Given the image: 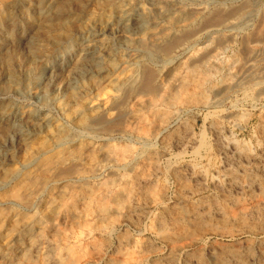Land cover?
Listing matches in <instances>:
<instances>
[{"label": "rangeland", "instance_id": "1", "mask_svg": "<svg viewBox=\"0 0 264 264\" xmlns=\"http://www.w3.org/2000/svg\"><path fill=\"white\" fill-rule=\"evenodd\" d=\"M1 1L0 4L3 3ZM44 1H47L48 4L51 3V0ZM125 1H127V3L124 2L125 6L133 7V13L124 15L120 21H106L101 15L98 16V19L92 20L91 18L94 17L85 15L87 13L100 14L98 4L101 0H72L67 3L61 16H59L61 19L55 17L54 24L68 21L74 25L75 19L81 24L71 30L74 34L72 41H66L60 47H54L50 43V39L42 40L40 38L44 44H40L39 41L41 40H39L36 43L37 47L44 46L43 48L47 50L52 49V52L58 50V53H55L53 58L45 60V63L39 61L34 66L31 64L32 61L29 62L28 55L29 49L32 47L30 45L32 31L36 26L32 22V17L41 11H49L51 6L47 5L44 8L43 6H36L34 0H10L3 3L2 7L0 6L2 11H5L2 17L0 16V56H3L6 50L13 49L12 51L17 52L11 54L13 57L22 56L27 59L22 65L17 64L14 72L19 77L29 76L34 82L33 86L31 85L32 89L26 91L15 86V88L11 87L4 91L7 81L4 80V74L0 75V172L3 170L2 168L11 165L16 170L18 179H23L28 174L30 176L36 175V164L24 166L20 163V158H18L22 151L20 139L25 135L29 137L36 135V130L40 126L45 127L54 121L59 122L68 130L71 139L68 142L64 141L61 147L54 149V151L64 149V161L61 167L66 169L71 166L81 171L84 169L85 172L88 171V174L80 179L69 177L54 180L52 187L59 190L60 186L65 185L67 181L74 189L76 188V192L81 195L80 199L84 198L82 194L90 191L95 194V198L108 193L107 202L118 196L117 199L124 202V207L131 206L130 214L124 209L121 210L120 207L118 212H113L105 221L99 222L103 225L102 229L91 230L92 226L97 227V221L81 227L82 221L86 218L83 214L84 202L80 199L75 200L74 195L67 196L60 218L45 227L48 236L56 237L54 240L57 239L59 232L67 233L69 237L67 245H70L69 248L77 252L76 260L61 264H202L203 262L204 264H213L210 260H207L206 263L203 260L197 261L190 257L192 256L190 251H185L189 252V256H185L183 251L171 256L168 252L169 247L162 243L163 234L161 232L155 233V224L163 210L170 212L180 208L181 199L185 203H198L203 198L215 197L219 203L223 202L221 196L217 197L210 179L217 175L218 167L222 170L224 166L223 161L218 157L220 140L234 142L237 149L253 156L252 167L261 166L264 168V160L260 157V150L264 146V0ZM239 6L249 8L250 11L245 14L242 22L239 23L238 20L234 19L237 15L233 14L234 17L231 16L233 18H226L225 26L221 30L215 32L209 28L205 29V23H202V20H205L211 10L223 8L226 13H229L232 9L240 8ZM78 9L80 10L78 11ZM141 10H146L150 12L151 16H156V19H150L154 30L167 28L169 24L167 10L172 12L168 16H173V19L177 18V22L173 24L176 25V28L190 23L179 17L195 15L193 19L196 22L191 23L195 26L196 39L193 38L187 42L185 48L177 54L175 62L184 67V64H190L194 60V52L213 54V51H216L219 64L220 61L223 64H232L230 72L232 76L236 75L235 78L233 77L235 85L231 90L216 85L208 94L206 103L202 105L191 104L187 108H174L172 110V112L174 111L173 118L167 120L166 124L158 123L157 120H145L144 122L149 125L147 131L154 132L156 136L154 137L152 134V138L139 132L137 120H124L119 127L111 130L98 128L94 133L68 123L67 120H64L57 102L62 100L68 87L69 89L77 87L78 78L75 74L70 75L69 78L64 76V69H69L72 66V60L78 54L101 56V59L113 55L117 56V54L127 57L137 55L124 43L138 37L137 19ZM76 14H78V18H76ZM160 14L166 16L163 15V17ZM177 24H180L179 27ZM238 24L241 26L237 27ZM58 31L60 30L56 29L55 36L62 33V31H60L61 33ZM247 36L249 37L248 47L255 49L252 55L245 54L242 47V41ZM219 40L223 44H219ZM64 51L68 52L63 53ZM216 54L214 53V55ZM144 64L151 67L147 60L144 61ZM129 68L135 69V73L136 70L138 72L140 69L138 65L132 62H130ZM169 68L171 65L164 68V73L169 75H166L165 78H169L174 72ZM218 78L220 77L218 76ZM132 101L134 102V100ZM131 105L130 101L126 111L130 110ZM7 109L9 110L7 111ZM112 111L117 112V110ZM27 116H31L33 120H26ZM106 117L108 116L106 115ZM44 118L49 120H43ZM130 126L138 127L136 129L138 131L130 130ZM36 127L38 128L36 129ZM157 128H161L162 131L160 132ZM156 131H159L158 136L160 138L156 135ZM67 150H70L71 153ZM76 150H78L77 156ZM126 150L131 151L125 153ZM92 151L97 153L95 162H89L87 158ZM67 152L70 154L67 155ZM48 170L50 172L47 173L50 176L57 172L55 166ZM193 176H199L197 177L198 183ZM240 182H245V178H240ZM196 183L200 185L199 187H204V190L199 194L195 193L196 195L190 196V190L198 187ZM128 188L130 191L127 190ZM1 189L0 196L3 193V189ZM245 193L235 194L231 199L235 202L248 203L250 197ZM44 200L45 195L39 193L28 207L17 203L12 206H0V210L10 207L16 212L22 213L27 210L26 212L30 214H36L45 205ZM137 208L139 210L144 208V213L138 212ZM64 210L68 214H64ZM86 219H90V217ZM79 221L81 222L79 223ZM108 222H111V227L106 225ZM1 224L2 222L0 227ZM2 230L4 229L0 228V231ZM35 233H39V230H35ZM84 234L88 236L85 237ZM20 235L16 234L12 239L13 253L11 254L15 258L26 246L25 233ZM86 242L90 244L88 247ZM77 245L80 246L76 247ZM96 247L99 250L100 248L107 249L104 257L98 256L99 250ZM256 249L260 248L257 247ZM252 258L253 261L249 264H264V254L261 250H256ZM38 259L39 256L33 253L31 264H39Z\"/></svg>", "mask_w": 264, "mask_h": 264}, {"label": "bare ground", "instance_id": "2", "mask_svg": "<svg viewBox=\"0 0 264 264\" xmlns=\"http://www.w3.org/2000/svg\"><path fill=\"white\" fill-rule=\"evenodd\" d=\"M8 1L10 0H2L1 2L6 3ZM34 1L36 6H43L44 8L50 5L51 8L49 11H41L32 17V22L36 25L31 35L30 45L32 47L29 49L30 53L28 52L29 62L32 61V66L36 65L39 61H44L45 63V60L53 58L52 56L58 53V50H53L52 52L50 48V50H47L43 48L44 46L37 47L36 43L39 40L50 39V43L54 47H60L64 42L72 41V35L74 34L71 30L81 24L76 19L73 22L74 25L68 21L54 24V18L61 19L59 16H61L67 3L72 0H51L50 4L44 0ZM124 2L127 3L125 0H101L100 4H98L101 11L100 14L87 13L85 15L87 17H94L91 18L92 20L98 19V16L101 15L106 21H120L124 18V15L133 13V7L130 5L125 6ZM1 7L0 16L2 17L5 11H2ZM248 9L240 7L230 10L229 13H226L223 8L214 9L207 14L205 20H202V23H205V29L209 28L217 32L225 26L226 18L234 17L233 14L237 15L234 19L238 20L239 23L242 22L245 14L250 12ZM168 10L166 13L169 15L172 12L170 13ZM160 15L163 16L165 14ZM168 15L167 20L169 24L167 28L154 30L155 28H152L150 19H156V16H151L150 12L141 10L137 19V25L139 27L138 37L124 43L137 55L127 57L116 53L117 56H109L106 59H101V56L75 55L76 57L72 60V66L69 69H64V76L69 78L70 75H77L78 85L75 88L69 89L68 87L62 100H58L57 102V106L62 112L60 113L65 118L64 120H67L68 123L74 126H78L82 130H90L93 133L98 128L111 130L119 127L123 124L124 120H137L139 132L152 138L154 132L147 131V126L149 125L144 122L145 120H157L158 123L166 124L167 120L173 118L174 111L172 112V110L174 108H187L191 104L202 105L206 103L208 94L216 85H221L224 89H232L235 85L233 77L236 76H232L230 72L232 64H223L221 63L222 61L219 64L216 51H213V54L209 52L200 54L194 52V60L190 64H184V67L182 64L179 65L175 62L177 54L185 48L187 42L193 38L196 39L195 26L192 24L195 21L193 19L195 15L179 17L186 22H192L191 24L187 23L183 27H179L180 24H177L179 28L173 25L177 22V18L173 19L172 15V17ZM76 18H78V14H76ZM239 26L241 25L238 24L237 27ZM56 29L62 31V33L58 31L61 33L59 36H55ZM42 40L39 41L40 44L44 42ZM248 41L249 37L247 36L242 41V47L244 48L245 54L252 55L255 49L254 47H248ZM219 44H223L221 40H219ZM12 50H6L4 55L0 56V75L4 74V80L7 81L4 91L14 86L23 91L32 89L31 87L34 82L31 77H19L14 72L17 64L22 65L24 60L27 59L22 56L13 57L11 54L17 52ZM67 52L64 51L63 53ZM113 53L115 54L114 51ZM146 60L151 67L144 64ZM247 60L249 61V59ZM130 62L138 65L140 68L138 72L136 70L135 73V69L132 70L129 68ZM170 65L171 68L169 69L174 70V72L169 78H165L168 74L164 73V68ZM105 89L107 90L104 91ZM130 101L132 103L131 108L126 111ZM58 107L56 108L58 109ZM112 110H117V112H113ZM26 120L33 119L31 116H27ZM43 120L49 119L44 118ZM63 126L59 122L54 121V123L45 125V127H36V129L38 128L36 130L37 133L32 137L27 135L21 137L22 151L18 158H20V163L24 164V166L36 164V175L30 176L28 174L23 179H18L19 176H16L17 172L13 169V166L8 165L6 168H2L3 170L1 169L0 188L3 189H1L3 193L0 196V206H12L18 203L24 207H28L39 193L45 195V205L38 212L36 211V214H30L26 212L27 210H22V213L16 212L10 207L0 210V223L2 222L0 228L4 229L0 231V264H31L33 262V253L39 256V264H61L76 260L77 252L70 249V245H67L69 240L67 233H64V231L59 232L57 239L54 240L56 237L51 238L52 235L48 236L45 228L47 224H53V222L60 218L67 196L74 195L75 200H79L81 197L76 192V188L74 189L67 181L65 185L62 184L63 186H60L61 188L59 187V190H55L52 187L54 180L69 177H78L80 179L88 174V171L85 172L84 169L81 171L76 167L70 166L66 169L61 167L64 161V149L60 151H54V149L61 147L64 141L68 142L70 139L68 130ZM130 127V130L132 129L134 132L138 131L136 130L138 127ZM158 130L160 132L162 131L161 128ZM159 131H156L157 136L159 135ZM154 137H156L155 134ZM24 143L25 145L23 146ZM218 144V157L223 161L224 166L222 170L218 167L216 170L218 176L215 175L213 179H210L212 180V186L216 191L217 197L221 196L223 202L219 203V200H215V197L209 199L203 198L198 203H185L181 199L180 208L177 210L173 209L174 211L170 212L162 211L156 224L154 223L155 233L161 232L163 234L162 243H165L169 247L168 252L171 256L180 251H190V254L192 253L190 257L195 258L197 261L203 260L205 263L207 260H210L213 264H249L253 261L252 256L256 250H261L262 254H264V168L261 166L252 167L251 164L254 162L253 156L237 149L234 142L220 140ZM200 145L202 144L200 143ZM76 151L77 156L78 150ZM130 151L126 150L124 152L127 153ZM68 152L67 155L71 153ZM96 156L97 153L92 151L87 158L89 162H95L97 159ZM260 157L264 160V146L260 150ZM53 166L56 167L57 172L50 176L47 172ZM175 172L178 173L176 170ZM193 177L197 182V177L199 176ZM240 178H245V182L241 183ZM105 183L107 184V182ZM197 183L196 186L198 187L190 190V196L195 193L199 194L204 190V187H199L200 185H197ZM127 190L130 191L129 188ZM241 193H245L250 197L248 203L235 202L231 199L233 195ZM94 195L91 191L82 194L84 198H81L80 201L82 200L84 202L83 207L85 209L83 214L84 217H90V219L85 218L81 223V227L97 221V227L94 228L92 226L93 228L91 230L102 229L103 225L99 222L105 221L113 212H118L120 207L121 210L124 209L130 214L131 206L124 207V202L117 199L118 196H115L107 202L106 196L108 193L98 198H95ZM143 210L144 208L141 210L137 208V211L141 212V214L142 212L144 213ZM63 213L68 214L65 210ZM106 225L109 227L112 226L111 222H108ZM104 229L106 230V227ZM35 230H39V233L36 234ZM23 232L25 233L26 246L20 255L15 258L11 254L13 253L12 239L14 235L24 234ZM84 235L85 237L88 236L86 234ZM82 237L84 239V236ZM74 240L76 241V239ZM89 245L86 242V246L88 247ZM78 246L80 245L76 247ZM96 246L98 247V245ZM76 247L73 246V248ZM257 247L260 249H256ZM106 252L107 249L100 248L98 256L102 258ZM188 253L185 252V256H189L190 254ZM261 257L263 258V256ZM5 258L8 260L4 261L6 260Z\"/></svg>", "mask_w": 264, "mask_h": 264}]
</instances>
